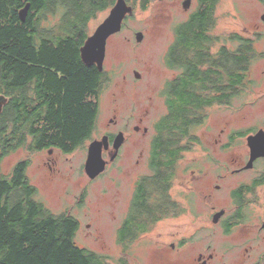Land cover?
I'll list each match as a JSON object with an SVG mask.
<instances>
[{"label":"trees","instance_id":"1","mask_svg":"<svg viewBox=\"0 0 264 264\" xmlns=\"http://www.w3.org/2000/svg\"><path fill=\"white\" fill-rule=\"evenodd\" d=\"M152 1L141 0L142 8L147 9ZM115 2L0 0V93L10 96L0 114V264H132L126 257L111 261L109 256L77 244L78 218L69 212L53 213L38 199V188L27 173L31 156L18 161L10 173L2 172L3 158L20 147L27 146L30 153L51 147L72 153L94 138L100 95L111 76L105 68L99 71L97 66L83 63L80 48L89 36V21ZM28 3L30 10L22 21L19 12ZM49 13L60 17L56 30L42 22ZM191 31L195 33L194 28ZM174 33L165 57L167 66L179 71L167 103L171 122L157 128L154 148L162 153L155 155L154 166L162 160L159 166L169 167L171 179L185 149L179 134L181 111L182 122H199L202 110L197 107L205 102L196 100L194 92L182 94V22ZM197 77L196 73L191 78ZM241 80L235 73L236 93ZM39 99L44 107L37 104ZM159 186L148 182L149 189ZM146 200L144 214L131 215L119 230V242L125 247L156 225L148 218L155 206H147ZM169 209L174 212L178 207L171 201Z\"/></svg>","mask_w":264,"mask_h":264},{"label":"flooded vegetation","instance_id":"2","mask_svg":"<svg viewBox=\"0 0 264 264\" xmlns=\"http://www.w3.org/2000/svg\"><path fill=\"white\" fill-rule=\"evenodd\" d=\"M249 1L257 10L253 20V35L248 27H245L243 32L222 29L220 18L223 19L230 13L219 12L221 0L182 1L185 16L182 20V83L184 84L182 94L194 92L192 95L196 100L202 101L203 98L205 102L197 107L202 110L199 122H182L181 111L182 127L179 129V134L182 147L185 149L179 156L176 174L172 179L167 171L169 167L159 166L163 164L162 160L156 167L154 166L155 155L162 154L156 153L154 149L158 135L157 128L171 122V117L167 118L168 107L161 117H157L154 110L155 102L150 100L139 113L127 121H121L115 114L109 119L106 130L99 137V139L104 135L109 137L110 147L104 150L103 156L110 160L114 152L116 136L120 133L124 134V141L116 158L107 164L106 169L122 157L128 144L140 149L135 160L137 166H140L144 160L148 161V171L138 172L134 176L128 210L121 221L118 233L123 224L131 219V215L136 217L137 214L138 216L144 214L143 206L146 198H149L146 200L147 206H155L148 218L156 224L188 213L199 217L201 214L197 207L201 203L206 210L204 218L208 216L207 227L217 228L218 231L217 234H209L214 243L216 242V247L210 241L208 248L212 247L214 250L208 252L207 248L205 251L199 250L197 254L194 253L196 264H264V154L258 155L251 161L253 148L249 141L250 137L260 135L264 142V68L260 71V78L253 75V66L260 61L264 62V45L259 46L263 41V38H260L263 33L260 31H264V0ZM191 28L195 29V33H192ZM236 61L239 62L237 67ZM202 72L205 78L203 82L207 87H204L202 82ZM196 73L198 77L194 82L191 77ZM235 73L238 74V78H242L237 85L238 93L235 90ZM178 74L179 71L168 79L158 92L166 106L172 98L173 82ZM204 93L209 95L205 96ZM3 95L7 97L4 109L10 96ZM236 99H239V102L235 101ZM41 102L39 99L37 104L44 107ZM191 106L195 104L191 103ZM213 109L226 112L228 119L225 122H206V110ZM256 110H263L261 122H232L234 116L247 119L253 116ZM147 141H149V150L146 152ZM198 148L200 151L194 152L198 153L197 156H193L188 166L182 167L187 154ZM262 148L264 151V144ZM45 151L50 156L46 164L51 171L55 169L52 166L56 163V159L53 158L54 153L59 152L62 155L74 153H65L56 147L40 152ZM54 172L52 177L57 173ZM154 181L160 185L157 190L148 187V182L152 186ZM177 184L190 187L184 200L181 191L179 197H176L174 187ZM171 201L178 210L171 212L169 209ZM153 227L154 225L131 242H136L151 233ZM200 229L203 227L201 226ZM188 243L189 239L182 238V234L178 244L172 242L167 246L158 243L160 247L157 248V263L167 264L165 259H169V252L173 253L177 250L182 264L183 248ZM187 254L183 256L187 258L189 253Z\"/></svg>","mask_w":264,"mask_h":264},{"label":"rangeland","instance_id":"3","mask_svg":"<svg viewBox=\"0 0 264 264\" xmlns=\"http://www.w3.org/2000/svg\"><path fill=\"white\" fill-rule=\"evenodd\" d=\"M129 1L135 4L134 15L125 20V27L113 35L107 43L104 68L111 78L100 95V114L93 139L101 137L109 119L115 114L121 121H127L139 113L150 100L155 102L154 110L157 117H161L162 113L166 112L167 106L158 92L168 79L177 74V70L167 66L165 57L175 39L176 25L185 18L183 0H153L147 9L142 8L141 0ZM110 9L97 12L89 21V35L93 34L108 16ZM218 9L219 12L230 13L223 19L220 18L223 30L243 32L245 27H248L251 29L250 33L254 34L253 20L257 10L251 1L221 0ZM59 21L58 15L49 13L43 17L42 22L44 26L56 30ZM138 31L144 33L141 41L136 38ZM260 32L263 33L260 37L263 41L259 46L264 45V31ZM262 68L264 62L255 64L253 75L260 78ZM135 71L141 74L140 78L136 77ZM254 98L253 96L252 99ZM235 101L239 102V99ZM261 111L263 110H256L254 115L247 119L234 116L232 122H261L263 119ZM206 112V122H225L228 119L226 112L216 109ZM90 142L91 140H88L72 154L54 153L53 158L56 159V163L52 164L55 168L53 171L49 170L46 164L50 157L46 151L30 153L27 146L20 147L3 158L2 172L10 173L18 161L31 156L32 161L27 173L32 184L38 188V199L43 201L53 213L69 212L78 218L80 228L76 235L77 244L109 256L111 261L126 257L132 264H159L157 263V248L160 247L158 243L167 246L172 242L178 244L181 234L182 238L189 239V243L183 248L182 264H196L194 253L197 254L199 250L205 251L211 242L216 247V242L214 243L209 234H215L218 230L207 227L208 216L204 218L206 210L200 203L197 210L201 216L188 213L182 217L168 218L156 224L151 233L130 243L126 249L125 245L119 242L118 229L128 210L134 176L138 172L148 171V161L144 160L140 166H137L135 160L140 149L128 144L122 157L113 162L97 178L90 179L84 168ZM148 144L149 141L146 142V152L149 150ZM195 151H200V148L187 154L182 167L188 166L193 156H197L198 153H194ZM54 171L57 173L52 177ZM188 188L190 187L187 185L177 184L174 187L176 197H179L181 191L184 200ZM201 226L203 229H200ZM212 250H214L212 247L207 249L208 252ZM187 253L189 256L185 258L183 255ZM168 256L169 259H165L167 264H181L179 251L169 252Z\"/></svg>","mask_w":264,"mask_h":264},{"label":"water","instance_id":"4","mask_svg":"<svg viewBox=\"0 0 264 264\" xmlns=\"http://www.w3.org/2000/svg\"><path fill=\"white\" fill-rule=\"evenodd\" d=\"M30 10V3L26 4L20 12V18L22 21H26ZM135 7L130 4L128 0H116L111 7L108 16L97 27L95 32L87 37L84 44L80 48V54L83 62L87 66L97 65L99 71L104 70V62L106 58L107 43L109 38L119 33L124 26L125 20L134 15ZM144 37L142 31H138L136 38L141 41ZM136 77H140V74L135 71ZM7 102V97L0 94V114L3 110L4 104ZM124 141V134L120 133L116 136L114 141V152L111 155L110 160H107L103 156L104 150L110 147L109 137L104 135L101 139H93L88 148V156L85 163V172L90 179H95L101 175L107 167V164L113 161L117 152ZM250 144L253 148L251 161L258 155L264 154L262 145L264 144L260 135H254L249 138Z\"/></svg>","mask_w":264,"mask_h":264}]
</instances>
